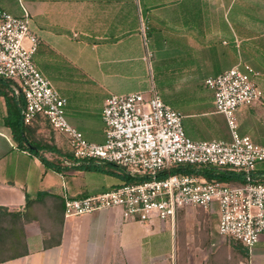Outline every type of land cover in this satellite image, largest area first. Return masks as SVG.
<instances>
[{
    "label": "crops",
    "instance_id": "obj_1",
    "mask_svg": "<svg viewBox=\"0 0 264 264\" xmlns=\"http://www.w3.org/2000/svg\"><path fill=\"white\" fill-rule=\"evenodd\" d=\"M0 7L15 15L24 8L30 13L31 28L39 39L35 64L55 82L64 81L58 73L75 62L72 51L90 49L83 65L91 62V71L116 77L117 89L121 68L111 72L101 67L103 62L111 58L120 62L125 58L122 54L138 58L140 41L144 39L147 46L150 42L158 62L168 72H178L177 79L183 82L174 86L182 94L163 88L168 96L165 102L190 118L217 113L208 87L212 101L202 106L200 85L207 77L251 64L260 72L256 83L262 98L238 110V130L264 145V0H0ZM144 25L149 27L146 32ZM109 86L100 84L103 93L96 110L73 103L61 83L56 86L67 97L68 120L91 142L104 140L102 109L111 94ZM152 90L163 97L153 84L135 92L148 95ZM23 103L10 82L0 79V207L23 213L28 248L25 255L0 264H264V234L243 256L234 251L228 237L184 233L172 220L142 223L125 217L121 208L66 216V194L105 192L126 182L127 173L94 160L91 169L59 172L48 167L40 155L71 166L67 157L71 149L58 140L59 132L43 116L27 129L29 140L44 145L43 149L29 145L24 134L16 136L14 126L22 123ZM220 139L230 140L231 133Z\"/></svg>",
    "mask_w": 264,
    "mask_h": 264
},
{
    "label": "built area",
    "instance_id": "obj_2",
    "mask_svg": "<svg viewBox=\"0 0 264 264\" xmlns=\"http://www.w3.org/2000/svg\"><path fill=\"white\" fill-rule=\"evenodd\" d=\"M144 25V31L148 30ZM38 36L31 28V15L24 8L15 15L0 7V78L10 82L23 97L22 121L32 124L39 116L67 138L78 160H94L123 168L137 182H124L109 190L81 197L64 196L65 215L80 216L99 209L121 208L127 218L142 223L175 221L180 210L217 207V233L247 248L264 234V145L240 134L237 112L262 98L256 83L260 72L251 64L235 65L209 76L214 107L222 114L230 140L190 137L181 111L152 90L107 96L102 120L104 140L91 142L66 115L67 97L36 66ZM184 166L242 172L243 183L208 180L202 175L171 172Z\"/></svg>",
    "mask_w": 264,
    "mask_h": 264
},
{
    "label": "rangeland",
    "instance_id": "obj_3",
    "mask_svg": "<svg viewBox=\"0 0 264 264\" xmlns=\"http://www.w3.org/2000/svg\"><path fill=\"white\" fill-rule=\"evenodd\" d=\"M140 44V51L135 53L138 58H134V54H132V56H128V54L125 56L122 54V57L125 58L120 62L112 60L111 58V61L103 62V65H101L102 68L108 69L111 72L116 70V67L121 68L122 76L120 78V87L117 89L116 77L107 76L106 78L103 75L96 74L94 71L90 70V67L93 66L91 65V62L90 64L86 61L83 65V59L85 58L87 60L89 58L86 53H92L90 49L88 52H85V50L81 52L76 49L72 51L75 62L65 66L64 70H61L62 72L58 73V76L61 75L64 78V81L55 82L52 80V82L56 86L57 83H61L63 93L70 97L73 103H82L90 110L99 109L98 106L103 93V90L100 88V84L102 83L110 85L109 89L111 92L109 93L114 94L135 92L141 90L146 85L153 84L163 95L162 98L164 101L168 100L167 94H163L166 93L163 90L164 87H168L171 92L182 94L183 91L179 88L174 89L175 85L183 84V82L177 79L178 72H168V68L158 62L157 51L154 50L150 42H148L147 46L144 43V39H142ZM95 66L96 65H94V67ZM204 85L203 82L200 85L201 102L203 107H208L212 101V94L210 92L211 90H207L209 88ZM206 109L207 108H205V110ZM183 124L186 132L191 131L195 137H203V139H220L226 137L227 133H230L225 117L222 114L217 113H207L196 116V118L184 116ZM51 136H55V134L51 132ZM57 138L65 147L68 148L67 138L63 134H57ZM70 153L71 151H67V154ZM109 167H112V165ZM175 221L176 228L178 227L179 231L184 233H201L213 236L218 235V213L216 206H212L209 209L192 206L183 208L178 212ZM229 239L230 238H227V242L233 246L234 251L240 250V245L233 239Z\"/></svg>",
    "mask_w": 264,
    "mask_h": 264
},
{
    "label": "trees",
    "instance_id": "obj_4",
    "mask_svg": "<svg viewBox=\"0 0 264 264\" xmlns=\"http://www.w3.org/2000/svg\"><path fill=\"white\" fill-rule=\"evenodd\" d=\"M31 124H24L23 121L18 122L16 126H14V132L16 136L22 138H26L29 145L36 147L37 149H43L45 146L39 144L35 141H31L27 135L28 126ZM34 148H32L33 151ZM39 154L38 152H36ZM40 155V154H39ZM42 161L50 168L56 171H63L68 169H91L93 160H78L72 154H69L67 157L73 163L71 166H63L59 161H52L45 158L43 155H40ZM89 162V163H88ZM110 164V163H108ZM114 165V164H110ZM187 172V173H196L204 176L208 180L216 179L219 181L225 182H236L243 183L244 175L242 172H237L228 169H218V168H209L202 167L199 169L184 166L180 168H173L171 172ZM126 182H137L139 179L130 177L128 174L123 175ZM257 177L263 179L264 178V164L259 166ZM23 213L20 211H10L6 207H0V262H4L10 259H14L25 255L28 252L26 236L23 228ZM236 242V241H235ZM240 245L239 252L243 256H248L249 248L245 247L243 244L236 242Z\"/></svg>",
    "mask_w": 264,
    "mask_h": 264
},
{
    "label": "water",
    "instance_id": "obj_5",
    "mask_svg": "<svg viewBox=\"0 0 264 264\" xmlns=\"http://www.w3.org/2000/svg\"><path fill=\"white\" fill-rule=\"evenodd\" d=\"M0 79H3V78H0ZM3 80H6V79H3ZM7 81V80H6Z\"/></svg>",
    "mask_w": 264,
    "mask_h": 264
}]
</instances>
